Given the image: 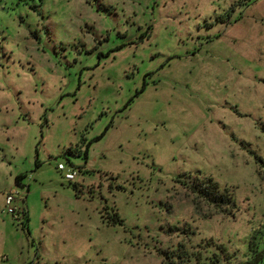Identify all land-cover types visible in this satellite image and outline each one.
<instances>
[{
	"label": "rangeland",
	"instance_id": "rangeland-1",
	"mask_svg": "<svg viewBox=\"0 0 264 264\" xmlns=\"http://www.w3.org/2000/svg\"><path fill=\"white\" fill-rule=\"evenodd\" d=\"M263 222L264 0H0V264L242 253Z\"/></svg>",
	"mask_w": 264,
	"mask_h": 264
},
{
	"label": "trees",
	"instance_id": "trees-1",
	"mask_svg": "<svg viewBox=\"0 0 264 264\" xmlns=\"http://www.w3.org/2000/svg\"><path fill=\"white\" fill-rule=\"evenodd\" d=\"M24 178L25 175L18 176L17 183L21 185ZM197 180L193 181L190 188L201 200L219 210L233 202L232 191L228 187L222 189L217 181L209 177H200V181ZM109 221H113L114 224L123 222L118 213ZM181 246L177 254L175 253L179 261L178 263L174 261L173 264H264V222L253 228L246 249L242 253L231 252L228 246L212 240L200 244V252L194 254L187 250L183 251Z\"/></svg>",
	"mask_w": 264,
	"mask_h": 264
},
{
	"label": "built area",
	"instance_id": "built-area-1",
	"mask_svg": "<svg viewBox=\"0 0 264 264\" xmlns=\"http://www.w3.org/2000/svg\"><path fill=\"white\" fill-rule=\"evenodd\" d=\"M59 171L65 173V178L67 180H74L76 178V171L74 167H68L65 163L60 162L58 164ZM19 200L18 196L9 193L6 197V204L8 208V212L14 217L15 220L21 221V211L16 205L17 201Z\"/></svg>",
	"mask_w": 264,
	"mask_h": 264
}]
</instances>
